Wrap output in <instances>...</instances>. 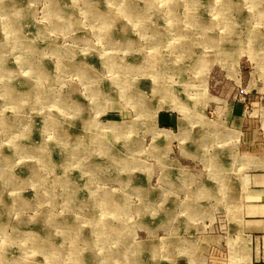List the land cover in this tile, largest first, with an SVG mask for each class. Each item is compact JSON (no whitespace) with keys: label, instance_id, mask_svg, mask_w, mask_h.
<instances>
[{"label":"rangeland","instance_id":"obj_1","mask_svg":"<svg viewBox=\"0 0 264 264\" xmlns=\"http://www.w3.org/2000/svg\"><path fill=\"white\" fill-rule=\"evenodd\" d=\"M0 264H264V0H0Z\"/></svg>","mask_w":264,"mask_h":264}]
</instances>
